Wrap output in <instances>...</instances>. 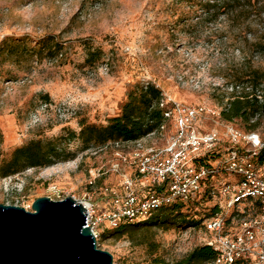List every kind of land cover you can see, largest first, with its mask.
Listing matches in <instances>:
<instances>
[{
  "label": "rangeland",
  "instance_id": "374dc122",
  "mask_svg": "<svg viewBox=\"0 0 264 264\" xmlns=\"http://www.w3.org/2000/svg\"><path fill=\"white\" fill-rule=\"evenodd\" d=\"M205 1L0 0V163L31 139L52 143L63 156L0 177V203L30 209L40 196H80L89 190V169L103 172L92 195L99 200L100 187L131 175L121 158L129 146L86 149L77 133L81 122L106 124L128 93L147 82L179 102L212 110L201 123L206 131L222 134L225 123L248 131L244 121L216 113L236 75L264 69V51L255 45L264 37V6L260 15L240 14L241 8L206 12ZM251 3L260 9L264 0ZM45 39L59 47L47 52ZM93 50L100 56L89 64ZM252 121L264 141V113ZM65 153L72 156L64 159ZM106 229L96 244L111 253L113 264L175 262L205 235L200 225L138 226L119 236Z\"/></svg>",
  "mask_w": 264,
  "mask_h": 264
},
{
  "label": "built area",
  "instance_id": "2783aa9c",
  "mask_svg": "<svg viewBox=\"0 0 264 264\" xmlns=\"http://www.w3.org/2000/svg\"><path fill=\"white\" fill-rule=\"evenodd\" d=\"M155 104L163 110L155 130L96 148L129 146L121 158L132 173L117 186L100 187L96 200L92 195L103 172L89 169V190L71 195L86 210V226L96 239L102 228L141 221L163 206H185L204 196L212 210L201 222L202 244L214 254L203 264H264V160H257L264 141L228 123L222 134L204 130L202 120L212 110L201 104L182 103L162 91ZM207 152L216 154L202 159Z\"/></svg>",
  "mask_w": 264,
  "mask_h": 264
},
{
  "label": "trees",
  "instance_id": "16d2710c",
  "mask_svg": "<svg viewBox=\"0 0 264 264\" xmlns=\"http://www.w3.org/2000/svg\"><path fill=\"white\" fill-rule=\"evenodd\" d=\"M252 0H206L204 6L206 12L218 9L234 11L239 9L240 14L256 12L258 15L263 11V4L260 9L250 8ZM249 8H244V5ZM259 50L264 51V37L255 42ZM47 52L59 45H52L49 39H45ZM100 56V50L90 51L86 60L93 64ZM236 75L233 89L223 108L220 110V117L225 121L240 119L247 123L246 130H254L258 124L252 121L264 113V69L252 68ZM241 86L240 89L236 87ZM161 90L151 82H147L137 92L127 95V100L122 104L120 113L108 119L104 125L81 122L77 136L84 147L98 148L108 142L136 140L147 133L155 130L163 119V110L155 102L160 97ZM75 133L72 132V135ZM216 152H207L202 159L209 155L213 157ZM72 156L65 153L64 159ZM63 156L52 143L44 145L40 139H31L26 144L15 147L10 157L0 163V177L15 174L25 167H43L55 163ZM257 160H264V148L257 154ZM204 161V160H203ZM206 197L189 200L187 205L171 204L163 206L159 210L149 214L145 219L133 223L120 222L118 225L107 228L105 231L113 235H123L129 228L138 226L146 227H167L170 225L185 226L194 228L201 226L202 220L209 214L212 207L207 205ZM104 231V232H105ZM213 250L210 246L201 244L194 247L182 259L175 262H166L154 258L150 264H203L213 257Z\"/></svg>",
  "mask_w": 264,
  "mask_h": 264
},
{
  "label": "water",
  "instance_id": "95a60500",
  "mask_svg": "<svg viewBox=\"0 0 264 264\" xmlns=\"http://www.w3.org/2000/svg\"><path fill=\"white\" fill-rule=\"evenodd\" d=\"M72 196L35 198L26 209L0 203V264H113Z\"/></svg>",
  "mask_w": 264,
  "mask_h": 264
},
{
  "label": "bare ground",
  "instance_id": "6f19581e",
  "mask_svg": "<svg viewBox=\"0 0 264 264\" xmlns=\"http://www.w3.org/2000/svg\"><path fill=\"white\" fill-rule=\"evenodd\" d=\"M173 98V97H172ZM175 99V98H174ZM177 100V99H176Z\"/></svg>",
  "mask_w": 264,
  "mask_h": 264
}]
</instances>
